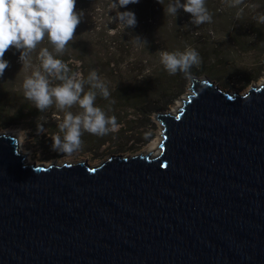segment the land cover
Masks as SVG:
<instances>
[{
  "label": "water",
  "instance_id": "1",
  "mask_svg": "<svg viewBox=\"0 0 264 264\" xmlns=\"http://www.w3.org/2000/svg\"><path fill=\"white\" fill-rule=\"evenodd\" d=\"M190 89L156 157L26 162L0 132V264H264V82Z\"/></svg>",
  "mask_w": 264,
  "mask_h": 264
},
{
  "label": "rangeland",
  "instance_id": "2",
  "mask_svg": "<svg viewBox=\"0 0 264 264\" xmlns=\"http://www.w3.org/2000/svg\"><path fill=\"white\" fill-rule=\"evenodd\" d=\"M114 2L115 0H101L97 3L91 13V23L105 31H110L109 40L112 36L114 38L115 34L120 33L128 50L138 53L146 47H150L152 51L147 54V57H143L144 77L152 79L155 83H161V80L165 78L176 89L165 100L167 107L158 112L137 115L134 110L128 111L126 120L129 124L115 129V131H120V136L124 138L123 151L120 153L112 152L106 157L148 153L151 145L158 139L163 130V125L157 120V115L159 113L175 112L181 105L182 100L191 93L192 77L198 78L200 81L209 79L214 85L225 89H237L242 93H245L254 85L263 84L264 23L260 22L258 18L264 13V9L262 11L254 6L249 9L239 8L232 16L231 11L225 5L226 8L223 11L227 10L228 13H222V11V14H214L211 22L196 26L190 23L189 13L184 12L182 9L178 10V13H182L183 16L177 21L174 16L165 14L164 6H157L154 0H139L138 3H130L118 9ZM225 3H227L226 0ZM141 4H147L145 12H142ZM125 10L133 11L137 21L135 26L127 29L123 24L117 23L113 19L117 11L122 12ZM139 11H141V14ZM253 13H256V15H253ZM135 37H139L146 43L138 42ZM180 44L181 46H179ZM187 47L194 48L199 53L200 60L202 56H205V67L213 70L217 75L193 74L186 77L179 74V80L169 75L160 63V53L162 51H183ZM138 58H141V56H138ZM200 64H202V61L197 65ZM197 65L196 67H198ZM16 74L18 75L12 73V77L6 75L0 77L1 92H10L11 89L19 90L22 88L23 78L19 72ZM131 83L129 80L125 82L128 85ZM173 99L174 101H172ZM0 132L17 135L21 142V149L29 155L31 162L50 164L52 162L60 163L87 159L90 163L98 164L106 159L105 157L103 160H93L89 155L83 156L77 153L68 154L66 157L57 159H47L41 155V151H36L35 147L27 145L25 134L20 128H0ZM132 138H137L141 144L132 142ZM112 146L120 147L117 143H113Z\"/></svg>",
  "mask_w": 264,
  "mask_h": 264
},
{
  "label": "trees",
  "instance_id": "3",
  "mask_svg": "<svg viewBox=\"0 0 264 264\" xmlns=\"http://www.w3.org/2000/svg\"><path fill=\"white\" fill-rule=\"evenodd\" d=\"M100 1L76 0L74 10L83 11L84 15L73 33V38L61 53H54V55L67 63L69 75L75 74L77 79H86L92 70L97 72L99 78L107 85L110 95L105 99L97 91L94 105L104 110L106 115L116 118V128L125 127L129 124L126 120L128 111L134 110L137 115L158 112L167 107L165 100L176 88L171 86V82L165 78L161 80V83H155L152 79L144 77L143 57H147V54L152 51L150 47H146L138 53L128 50L120 33L115 34V37L112 36L109 40L110 31H105L91 23V13ZM226 2L225 0H206V6L212 16L221 13L226 8L225 5L231 11L232 16L239 8L249 9L254 6L262 11L264 9V0H238V2L237 0H226ZM154 3L159 7H167V0H162V4L154 0ZM141 10L145 12L147 4H141ZM224 12L228 13L227 10L222 13ZM139 13L141 14V11ZM182 16V13H178L174 19L178 21ZM263 38L260 36L262 41ZM42 47H47L52 51V45L49 44L47 37L37 45L35 50L29 53L28 59L23 64L19 59L20 52L18 50L12 47L7 49L3 56L8 61V65L0 77L4 75L12 77V73L18 75L16 73L19 72L24 80L33 71L41 70L38 53ZM200 61L202 64L197 65L198 67L194 65L190 69V75L216 74L213 70L205 67V56H202ZM179 74L185 76L179 72L172 76L179 80ZM49 79L53 86L60 83L54 78L50 77ZM128 80L132 82L129 85L125 84ZM84 89L87 91L89 85L85 84ZM23 91V87L19 90L11 89L10 92L0 91V128H20L25 134L27 145L35 147L36 151H41V155L47 159L66 157L68 154L61 153L51 147V137L59 134L56 124L62 121L65 111L76 114L82 112V109L78 105H73L71 109L60 110L53 104L40 112L32 102L25 99ZM40 123H43L46 132L37 131V124ZM81 141L80 149L74 153L83 156L89 155L93 160H103L112 152L120 153L123 151L124 138L120 136V131H109L103 136L83 132ZM131 141L141 144L137 138H132ZM113 143H117L120 147H113Z\"/></svg>",
  "mask_w": 264,
  "mask_h": 264
},
{
  "label": "clouds",
  "instance_id": "4",
  "mask_svg": "<svg viewBox=\"0 0 264 264\" xmlns=\"http://www.w3.org/2000/svg\"><path fill=\"white\" fill-rule=\"evenodd\" d=\"M138 2L115 0L114 4L118 9ZM157 2L162 4V0ZM75 3L76 0H0V74L8 65L3 56L7 49L12 47L18 50L23 64L29 53L47 37L52 51L47 47L39 49L41 70L33 71L23 80V95L40 112L53 104L60 110L71 109L73 105L82 109V112L76 114L65 111L62 121L56 124L59 134L51 137V147L66 155L80 149L83 132L103 136L109 131H115L117 126L114 116L106 115L104 110L94 105L97 91L105 99L110 95L107 85L97 72L92 70L86 79H77L75 74L69 75L67 63L54 55L64 50L84 15L83 11L74 10ZM180 9L190 14L192 25L199 26L212 20L206 0H167L164 13L177 16ZM113 19L126 29L137 23L131 10L117 11ZM258 19L264 23V15ZM135 39L142 41L139 37ZM199 62V53L191 47L183 51L160 53V63L169 75L179 72L187 77L190 69ZM50 77L60 83L53 86ZM85 84L89 85L87 91L84 89ZM37 131L46 132L43 123L37 124Z\"/></svg>",
  "mask_w": 264,
  "mask_h": 264
},
{
  "label": "bare ground",
  "instance_id": "5",
  "mask_svg": "<svg viewBox=\"0 0 264 264\" xmlns=\"http://www.w3.org/2000/svg\"><path fill=\"white\" fill-rule=\"evenodd\" d=\"M262 85V84H261ZM255 86H260V85H255ZM180 106V105H179ZM172 113V112H171ZM162 125V124H161ZM161 130H162V128H161ZM162 132V131H161ZM162 134V133H161ZM159 135L158 136V139L151 145V147H150V150H148V153H152L153 154V157H156V156H158L159 155V153H160V149H159V147H158V145L160 144V142H161V140H162V135ZM19 143L21 144V142L19 141ZM145 154H147V152L145 153ZM144 154V155H145ZM26 162H31V159H30V157H29V155H28V157H27V159H26Z\"/></svg>",
  "mask_w": 264,
  "mask_h": 264
}]
</instances>
